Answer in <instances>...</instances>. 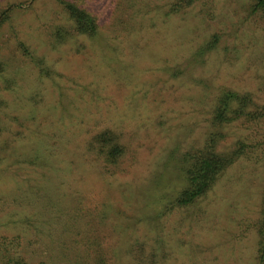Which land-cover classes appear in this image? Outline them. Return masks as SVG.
<instances>
[{
    "label": "rangeland",
    "instance_id": "rangeland-1",
    "mask_svg": "<svg viewBox=\"0 0 264 264\" xmlns=\"http://www.w3.org/2000/svg\"><path fill=\"white\" fill-rule=\"evenodd\" d=\"M256 2L0 0V264H264ZM211 137L234 158L180 205Z\"/></svg>",
    "mask_w": 264,
    "mask_h": 264
},
{
    "label": "trees",
    "instance_id": "trees-1",
    "mask_svg": "<svg viewBox=\"0 0 264 264\" xmlns=\"http://www.w3.org/2000/svg\"><path fill=\"white\" fill-rule=\"evenodd\" d=\"M256 1L259 7L264 5L263 0ZM64 6L76 23L77 32L87 36L96 34V27L92 21L93 19L83 8L73 5L70 2H65ZM229 101L230 99L226 97L220 99L219 106H217L212 115L214 122L223 124L243 113L244 105L239 106V108H233L234 113L230 116L227 115L225 110L228 108ZM215 145V139L211 137L203 147L196 150L192 149L185 153L184 157L188 163L181 169V172L186 184L178 193L177 200L175 199L180 205L191 203L199 196L203 195L213 183L217 174L227 163L233 160L234 157L231 154H218L215 150ZM117 151H119V147L113 144V148L108 151V154L114 157ZM262 251L264 253V248Z\"/></svg>",
    "mask_w": 264,
    "mask_h": 264
}]
</instances>
